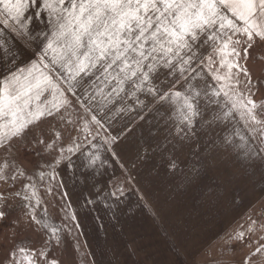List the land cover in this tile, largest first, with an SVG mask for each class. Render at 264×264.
<instances>
[{
    "label": "snow or ice",
    "instance_id": "snow-or-ice-1",
    "mask_svg": "<svg viewBox=\"0 0 264 264\" xmlns=\"http://www.w3.org/2000/svg\"><path fill=\"white\" fill-rule=\"evenodd\" d=\"M36 17H46L47 31L33 35ZM255 45H264V0H0V153L14 150L17 141L32 143L38 153L55 152L52 162L43 161L52 169L45 190L70 201L60 191L65 185L57 169L74 167L72 156L94 128L111 126L121 113L131 115V123L152 109L181 139L198 128H221L224 144L240 147L239 139L250 158L264 160V95L257 98L259 83L247 67ZM128 99L132 105L116 107ZM128 130L126 124L108 133L105 143L114 145ZM99 159L90 155L89 166ZM25 175L15 159L0 156V182L13 183L23 210L12 223L27 219L29 227L45 230V238L35 247L14 248L6 259L59 264L49 248L53 241L59 245L62 229L38 215L35 183L15 189ZM113 188L109 195L119 201L125 190ZM7 201L0 194V221L9 215ZM244 236L236 231L230 239ZM256 253L264 255V244Z\"/></svg>",
    "mask_w": 264,
    "mask_h": 264
},
{
    "label": "rangeland",
    "instance_id": "rangeland-1",
    "mask_svg": "<svg viewBox=\"0 0 264 264\" xmlns=\"http://www.w3.org/2000/svg\"><path fill=\"white\" fill-rule=\"evenodd\" d=\"M31 27L33 35L47 31L46 17H36ZM247 67L253 81L259 83L257 98H261L264 45H255L250 50ZM132 103L131 99L117 100L116 107ZM143 117L129 123L131 115L121 113L111 126L94 128V135L83 141L80 153L72 156V163L81 160L83 155L89 166L88 157L95 153L100 157L96 165L104 164L99 176L85 181L77 178L76 183L73 170L64 164L57 169V180L63 178L65 185L60 191L66 190L70 201L49 195L45 190L52 169L43 161L52 162L55 152L38 153L32 143L17 141L14 150L0 153L9 163L15 159L26 173L15 183V189L20 190L21 184L35 183L42 201L38 215L62 229L61 241L58 246L53 241L50 255L59 264H93L92 258L99 250L105 251L104 243L98 241L99 245L88 249L87 237L99 239L105 233L109 247L119 242L121 236L127 238V244L134 245L143 236L137 255L141 264L145 256L152 258L153 264H161V260H173L175 264H245L249 258L250 264H264V255L256 253L257 246L264 244V229H261L264 160L250 158L239 139L235 144L240 147L224 144L225 130L221 128H198L194 137L181 139L171 122L165 125L161 113L149 109ZM126 124L130 130L114 145H107L108 133L116 135ZM41 127L47 129V121ZM31 139L29 135L28 141ZM65 146H69L66 133ZM41 170L45 176L43 181H40ZM72 178L74 183L70 182ZM115 184L125 190L119 201L109 195L115 190ZM12 188L11 181L0 182V194L7 196V203L11 205L7 219L0 221V264H8L6 257L14 248L35 247L45 238V230L35 225L29 227L27 219L12 223L23 211ZM89 198L94 202L86 204ZM73 213L75 220L70 218ZM252 221L256 222V230L248 232ZM90 226L88 230L86 227ZM236 231L245 232L243 241L230 239Z\"/></svg>",
    "mask_w": 264,
    "mask_h": 264
},
{
    "label": "crops",
    "instance_id": "crops-1",
    "mask_svg": "<svg viewBox=\"0 0 264 264\" xmlns=\"http://www.w3.org/2000/svg\"><path fill=\"white\" fill-rule=\"evenodd\" d=\"M75 159H77V156L74 157ZM74 165V167H66L68 170L71 169L74 171V180L77 183V178L80 179V181L84 180L88 177H90L91 179H94V177L99 176L101 173L99 172V170H102L104 168H102L101 165L104 164H100L98 163L97 165L95 164V166H93L92 168L88 166L87 162L84 161L83 155H81V160L72 163ZM62 168V167H61ZM66 174L67 170H66ZM68 177H70L69 175H67ZM71 178V177H70ZM73 178L72 181H70L71 183L73 182ZM107 178V177H106ZM109 180V179H108ZM74 183V182H73ZM101 183V182H100ZM97 184V183H96ZM88 228H92L90 227H86ZM118 231L121 230V227H116ZM95 229V228H93ZM90 230V229H88ZM103 230H107V229H103ZM139 230H140V234L142 233V227L139 226ZM88 234H91L92 232L88 231ZM103 233V231H102ZM105 233L103 234L102 237H100L99 239H97L96 237H87V246L88 249L91 248H95L96 245H99V242L104 243L103 247L105 249L104 252L100 251L97 253V256H94V259L92 258L93 264H141L140 263V257H137L139 251L143 245V236H141L139 239L141 242H137L135 245L134 244H127L126 240L127 238L124 236H121V239L119 240V242H117L116 244H112L111 247L108 246L106 237L104 236ZM99 241V242H98ZM127 245V246H126ZM146 255V254H145ZM152 258L145 256V258L143 259V263L144 264H153L151 263ZM158 264V263H156ZM161 264H175L174 261H164L161 260Z\"/></svg>",
    "mask_w": 264,
    "mask_h": 264
}]
</instances>
